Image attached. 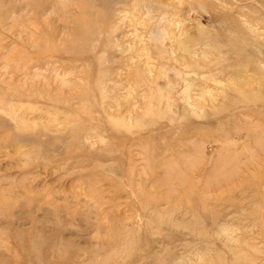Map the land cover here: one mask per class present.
<instances>
[{
	"label": "rangeland",
	"instance_id": "1",
	"mask_svg": "<svg viewBox=\"0 0 264 264\" xmlns=\"http://www.w3.org/2000/svg\"><path fill=\"white\" fill-rule=\"evenodd\" d=\"M0 264H264V0H0Z\"/></svg>",
	"mask_w": 264,
	"mask_h": 264
}]
</instances>
